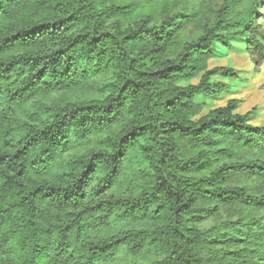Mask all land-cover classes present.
<instances>
[{"label":"clouds","instance_id":"1","mask_svg":"<svg viewBox=\"0 0 264 264\" xmlns=\"http://www.w3.org/2000/svg\"><path fill=\"white\" fill-rule=\"evenodd\" d=\"M0 264H264V0H0Z\"/></svg>","mask_w":264,"mask_h":264},{"label":"rangeland","instance_id":"2","mask_svg":"<svg viewBox=\"0 0 264 264\" xmlns=\"http://www.w3.org/2000/svg\"><path fill=\"white\" fill-rule=\"evenodd\" d=\"M242 63V66H243V62H241Z\"/></svg>","mask_w":264,"mask_h":264}]
</instances>
